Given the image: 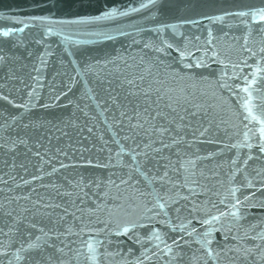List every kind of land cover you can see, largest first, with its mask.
Returning <instances> with one entry per match:
<instances>
[{
    "label": "water",
    "instance_id": "water-1",
    "mask_svg": "<svg viewBox=\"0 0 264 264\" xmlns=\"http://www.w3.org/2000/svg\"><path fill=\"white\" fill-rule=\"evenodd\" d=\"M258 2L259 0H185V3L194 6L195 12H202L209 16L217 14L220 9L234 10L232 6L236 4H258ZM140 3L147 4V0H0V31L14 29L9 32L8 37L0 35V49H2L0 54L6 56V61L0 63V92L9 95V99H12L15 104L25 103V90L18 80L8 79L9 73H14L27 83V73L33 60L39 59L41 52L52 53L51 56L44 57L48 61V68L42 70L46 76L41 81L44 88L37 89L40 99L30 105L27 111L15 108L6 101L0 100V145L5 142L10 144L15 138L27 136L28 146L33 151L37 150L35 148L37 142L47 150L46 153L43 149L41 150V155L46 161L43 164V172L48 173L53 167L57 168V171L52 175H41L36 171L41 167L39 158L33 157L24 145H17V148L11 151L0 147V181H7L6 184L0 183V203H3L6 198H14L17 194L27 193L31 188L33 200L42 196L45 202L62 205L61 208L49 210L53 213L52 219L57 218V213L62 215L63 207H69L74 201L76 206L85 210L83 216L85 222L91 221V226L94 228L103 227L102 224H96V219H106V212L88 216L87 209L94 207L101 200L107 204L122 203L121 201L114 202L111 199L115 192L114 189L109 192L108 197L100 196V193L106 190L107 186L104 184L106 180L111 178L119 183L116 177L129 171L127 168L121 169L118 165L107 168L96 166L97 161L101 164L117 163L115 157L112 161H108L109 153L106 149L98 150L104 148L100 141L101 135L105 140L111 139V131L107 129L105 118L113 116L119 118L118 113L114 111L115 106L111 105L107 99L105 89L111 91L110 88H107L108 81L119 84L121 80L132 79L140 92L136 98L130 99H138L141 107L147 106L144 101L145 95L150 98L153 104L158 103L166 111H170L166 106L173 101L179 102L181 107L195 103L207 109L208 118L213 121L212 133L214 135L210 134L196 140L191 136L192 130L187 129L189 135L186 136V142L180 145L181 153H176L175 148L165 150L166 154L169 151L172 153L171 158L174 162H178L180 156L185 152L201 157L195 161L194 169L188 168V173L194 171L195 178L201 184L209 187L211 192L199 196L198 199L189 197V201L203 209V212L196 215L198 217L204 216L205 213L215 215V210L210 209V205L205 203L206 200L216 204L221 212H225V216L220 219L219 223L210 221L208 225L200 226L194 220L193 225L197 227V232L212 230L215 241L213 248L223 247L225 244L230 248L233 246L251 247L253 244L264 248V240L253 239V237L264 236V188L261 187L264 184V159L249 160L247 165L238 172L232 169L230 163H227L232 157H239V161L242 163L244 153L258 155L255 148L241 147L229 150L225 147L243 139L242 135H238L243 132L242 116L239 114L242 110L235 98L229 97V93L219 87L222 83H232L231 80L220 76L221 70L227 71L231 75V65L209 64L207 68L188 69L183 64L175 62L178 53L174 49L165 53L156 52L151 47L145 48V43L155 39V33L149 31L154 26L150 17H156L160 22L168 24L176 23V21L167 13L159 14L154 8L141 9L139 8ZM112 8L125 14L101 16V13ZM130 8H135L137 11L133 12ZM42 16L47 19H33V17ZM187 16L199 20V28L188 25L178 26L179 32L199 34L203 29L206 34L208 21L194 13H188ZM91 17L101 18L90 19ZM228 23L230 21L225 20V24ZM211 27L214 33L219 36L220 24L216 22ZM49 28L51 32L46 31ZM234 31L236 35H239V30ZM232 35L233 33H229V36ZM38 40L41 43L37 44ZM239 43H243V41L234 45L231 39L221 38V51L228 59L236 61L237 55L235 53L229 55V50L238 47ZM29 52L32 53L31 56L28 55ZM193 55L198 54L194 52ZM191 62V58H188V63ZM249 63L252 61L250 60ZM54 72L59 75L53 76ZM201 76L207 77V79L202 80ZM138 77H143V80ZM239 82L243 83V81ZM127 88L128 86L125 85L123 89H117L118 92H121L120 100H123ZM89 89L91 91H88ZM61 92L64 95H60ZM93 93L95 96L88 99L87 97L93 96ZM112 94L115 95V93ZM57 96L59 99H56ZM225 98H228L230 103H226ZM99 101H103V103H98ZM104 108H109V111L104 112ZM85 113L87 114L85 115ZM200 115L203 116L204 112L202 111ZM13 116L16 117L15 120L12 119ZM244 123L247 122L244 121ZM25 124H28L29 127L25 128ZM216 124L220 125L221 131L216 130ZM33 125H39V127ZM85 125L92 128L91 134L88 133ZM112 130H116V126ZM62 133H66V135H62ZM120 135H124V133H120ZM209 139H218L220 143L203 142ZM137 140L147 142L146 137L138 136ZM188 140L192 141L191 147L187 145ZM121 143H124L126 148L128 147V142L121 141ZM81 145L88 151L81 152ZM72 146H75V151ZM109 147H112L113 153L116 152L114 145H109ZM57 148L66 151L67 156H60L56 153ZM209 152L214 155L204 159L203 157L207 156ZM122 155L128 163H131L126 152ZM53 156L55 159H51V162L47 163ZM81 156L84 159H81ZM188 158L191 159V156ZM89 159H91V163H89ZM61 162L67 167L59 168L58 165ZM21 163L27 168V172L19 167ZM11 165L16 166L10 167ZM237 167H240L239 163ZM201 172L204 173L203 176L200 175ZM212 172H216V175H211ZM32 175L40 178L32 181L30 178ZM170 175H173L174 179L179 176L182 180L185 173L181 171L172 174L170 172ZM21 178L29 180V184H21ZM89 181L93 183L89 184ZM248 182L254 187L248 186ZM96 183L101 185L99 189L94 187ZM51 184L57 185V188L41 187V185ZM138 186L143 190V184ZM156 187H159V182ZM80 188H83L84 191L80 192ZM121 190L124 191L125 186L121 185ZM196 191L199 193L202 189ZM57 192H67L70 195H57ZM229 192H235V195L242 201V206H237L235 215L231 214L232 209L225 211L227 204L234 203ZM84 193H87V196ZM181 193L187 195V189L181 188ZM125 194L129 197L134 195L130 191ZM245 197H247L246 200ZM221 198L225 199L224 204H220ZM17 203L13 199L11 206L16 207ZM132 203L134 201L131 199L123 202L124 211L129 215L121 214L122 219L136 221V217L140 216L142 209L131 207ZM184 203L186 202L183 200L179 202L180 205ZM23 206H27V202H24ZM177 206L170 205V208ZM69 211L71 212L72 209L69 208ZM153 211L161 210L157 208ZM76 215L81 216V213L77 212ZM169 217L172 218L173 223L177 224L182 223L184 219H190L183 209L178 215L169 210ZM156 219L166 218L160 216ZM136 222L143 225L138 229L141 236L146 237L152 227L158 230H167L158 223L149 224L143 218ZM5 223L2 214H0V228L6 232ZM64 223L71 226L78 222L73 221L72 216L69 215L65 217L64 222L57 223L55 227L62 231ZM221 224L225 229L223 233L215 231ZM45 225L46 230L53 227L47 221H43L38 226ZM228 229H231V235H229ZM132 232L133 230L130 229L129 234ZM90 235L95 236L96 234L93 232ZM169 235L174 238L171 231H169ZM232 235H235L237 240H232ZM226 236L227 239H225ZM240 237L246 239H240ZM84 238L86 237H81V239ZM99 238L104 245L98 250L101 253L98 258L100 264H136L137 258L141 260L142 264H165V261L172 255L168 253L161 256L157 248L163 249L164 244L155 239H145L141 246V244L130 240L128 236H116L115 233ZM68 239H76V237ZM161 239L165 238L161 235ZM185 239H189V237L185 236ZM192 239L195 240L196 237H192ZM11 240H14L11 234L8 237L0 234V245ZM166 242L171 244V240H166ZM75 247L79 249L78 244ZM143 249L149 250L147 260L141 255ZM81 251L83 250L81 249ZM203 251V248L195 243H192L190 247L184 246L185 264H205V261L207 264H216L214 260H208L205 255H202ZM151 253H156V256L153 257ZM193 254L197 257L195 262L192 260ZM221 255L220 264H230V262H234V264H264V261L257 255L256 249H253L247 257L243 253L234 255L227 250ZM10 256L11 252L8 253V256H0V260L3 261V264H8Z\"/></svg>",
    "mask_w": 264,
    "mask_h": 264
},
{
    "label": "snow or ice",
    "instance_id": "snow-or-ice-1",
    "mask_svg": "<svg viewBox=\"0 0 264 264\" xmlns=\"http://www.w3.org/2000/svg\"><path fill=\"white\" fill-rule=\"evenodd\" d=\"M146 7L156 9L161 15L165 13L169 14L175 19L176 23H163L156 17H150L154 26L149 31L155 33V39L145 43V48L151 47L156 52L165 53L168 50L174 49L178 53V58L175 62L183 64L188 69L193 67L207 68L209 64L231 65V75L227 71L221 70L220 76L231 80L232 83H222L219 87L226 90L229 93V97L235 98L236 103L242 110L239 114L242 116L243 132L238 133V135H242L243 139L228 144L225 147L229 150L241 147H247L248 149L255 148L258 155L253 156L249 153H244L242 163L239 161V157H232L227 163H230L232 169L238 172L247 165L249 160L264 159V0H259L258 4H236L232 6L234 10L226 11L220 9L217 11V14L210 16L202 12H195L194 6L190 3H185V0H159V2L157 0H147V4L140 3L139 5L141 9ZM130 10L133 12L137 11L135 8H130ZM188 13H194V15L201 19L208 21L206 34L203 29L200 30L199 34L192 32L185 34L178 31V26L183 27L188 25L199 28V20L188 18ZM113 14L124 15L125 13L112 8L101 13V16ZM100 18L91 17L90 19ZM33 19L44 20L47 17H33ZM225 20H229L230 23L225 24ZM216 22L221 26L219 36L214 33L211 27ZM234 30H239V35H236ZM11 31H14V29L0 31V35L8 37ZM46 31L51 32V29L49 28ZM229 33H233V35L229 36ZM221 38L231 39L234 45L241 40L243 41V43L238 44V47L229 50V55L232 53L237 55L238 59L236 61L228 59L221 51ZM201 41L203 42L201 43ZM36 43L39 44L41 41L38 40ZM0 52H2V49H0ZM194 52L198 55H193ZM28 55L31 56L32 53L29 52ZM39 55L40 58L33 60L32 66L27 73V83H25L23 78L16 76L14 73L10 72L8 75V79L18 80L22 85L26 92L25 103L15 104L12 99H9V95L2 92H0V100L6 101L15 108L27 111L30 105L40 99L37 89L44 88V84L41 81L46 76L42 70L48 68V61L44 57L51 56L52 53L41 52ZM188 58H191V63H188ZM250 60L252 63H249ZM5 61L6 56L0 54V63ZM56 75H59V73L54 72L53 76ZM138 78L143 80V77ZM200 79H207V77L201 76ZM239 81H243V83ZM101 83L103 84V81ZM125 85L128 88L124 93L123 100H120L121 92H118L117 89H123ZM107 88L111 89V91L105 89L107 99L111 102V105L115 106L114 111L118 113L119 118H116V116L105 118L107 129L111 131V139L105 140L103 135H101L100 141L104 145V148L98 150L104 151L106 149L109 153L108 161H112L113 157H115L117 163L101 164L97 161L96 166L107 168L118 165L121 169L127 168L129 170L123 173L122 176L116 177L119 183H116L111 178L106 180L104 182L107 186L106 190L100 193V196L108 197L109 192L114 189L115 192L111 196V199L114 202L121 201L122 203L107 204L104 200H101L94 207L88 208V216L106 212V219H96V224H102L103 227L94 228L91 226V221L85 222L83 219L85 210L76 206L74 201L69 207H63L62 215L57 213V218L52 219L53 213L49 210L61 208L62 205L60 203L45 202L42 196H38L37 199L33 200V190L31 188L27 193L17 194L14 198H6L3 203H0V214H2L6 222L4 227L7 228V231L5 232L3 228H0V234L6 237L11 234L14 240L0 245V256H8V253L11 252L8 264H100L98 258L101 253L98 250L104 245L99 237H107L115 233L116 236H128L130 240H133L136 244H141V246L142 241L145 239H155L159 243L164 244L163 249L157 248L160 255L172 254L165 261V264H185L184 257L186 253L184 252V246L190 247L192 243L200 245L204 250L202 255H205L208 260H214L216 264H220L221 254L225 253V250L232 252L234 255L243 253L247 257L252 253L253 249H256L257 255L264 261V248H260L255 244L251 247L233 246L231 248L225 244L223 247L217 246V248H213L215 241L212 236V230L197 232V227L193 225L194 220L200 226L208 225L210 221L212 223H219L220 219L225 216V212H221L216 207V204L206 200L205 203L210 205V209L215 210V215L205 213L204 216L198 217L196 214L203 212V209L196 203L189 201V197L198 199L199 196L211 192V189L201 184L195 178L196 173L194 171L189 174L188 168L194 169L196 167L195 161L201 159V157L185 152L180 156L178 162H174L171 158L172 153L169 151L166 154L165 150L173 148L176 149V153H181L180 145L186 142V136L189 135L186 131L187 129L192 130L191 136L196 140H200V138L210 134L214 135L212 133L213 121L208 118L207 109L195 103L188 104L187 107H181L179 102L173 101L166 106L170 111H166L158 103L153 104L147 95L144 96L147 106L141 107L138 99H130L136 98L140 92V89L132 79L121 80L119 84L108 81ZM17 91H20V89H17ZM88 91H91V89ZM112 93H115V95ZM60 95H64V93L61 92ZM94 96L95 93H93V96L87 98L92 99ZM56 99H59V96ZM157 99L159 100V97ZM225 102L230 103V100L225 98ZM98 103H103V101H99ZM85 108H87V105H85ZM103 111L107 112L109 108H104ZM202 111L204 112L203 116L200 115ZM12 119L15 120L16 117L13 116ZM244 121L247 123H244ZM249 125H252V127H249ZM33 126L39 127V125ZM85 126L88 133L91 134L92 128L87 125ZM114 126H116V130L113 131ZM24 127L28 128L29 125L25 124ZM215 128L217 131H221L219 124H216ZM81 131H83V128H81ZM120 133H124V135H120ZM62 135H66V133H62ZM138 136L146 137L147 142L145 143L143 140L138 141ZM121 141L128 142V147L126 148L125 144L121 143ZM203 142L219 144L220 140L209 139ZM28 144V138L25 136L24 138L18 137L13 139L10 144L5 142L0 147L11 151L16 149L17 145H24L33 157L39 158L41 167L36 169L37 172L41 175H52L55 173L57 171L56 167H53L48 173H44L42 170L43 164L46 163L44 156L41 155L43 145L37 142L35 144L37 150L33 151ZM109 145L116 147L115 153H113V149ZM187 145L191 147L192 141L188 140ZM72 147L73 151H75V146ZM43 150L45 153L47 152L46 149ZM55 151L60 156H67V152L60 148H57ZM80 151L84 152L88 151V149H85L81 145ZM125 152L128 154L131 163H128L122 155ZM213 155L214 153L209 152L203 158L207 159ZM189 156H191V159L188 158ZM80 158L84 159L83 156ZM51 159H55V157H51L47 163H50ZM68 159H71V157H68ZM89 163H91V159H89ZM238 163L240 167H237ZM133 165L135 166L134 168ZM15 166L11 165L10 167ZM19 167L27 172V168H25L23 163ZM58 167L66 168L67 165L61 162ZM181 171L185 173L182 180L179 176L174 179L173 175H170V172L176 174ZM200 175L203 176L204 173L201 172ZM211 175L215 176L216 172H212ZM229 175L231 176V173ZM9 178L12 179L11 177ZM30 178L32 181H36L40 177L32 175ZM29 182V180L22 178L20 181L23 185H28ZM157 182H159V187H156ZM229 182L231 183V180ZM0 183L6 184L7 181H0ZM92 183V181H89V184ZM140 184H143V190L138 186ZM121 185L125 186L124 191L121 190ZM248 186L254 187L250 182H248ZM41 187L56 189L57 185H41ZM94 187L99 189L101 185L96 183ZM261 187L264 188V184ZM181 188L187 189V195H182ZM197 189H202V191L198 193ZM79 191L83 192L84 189L80 188ZM128 191L134 195L129 197L125 194ZM84 194L87 196V193ZM57 195H70V193L57 192ZM229 195L234 203L227 204L225 211L232 209L233 212L231 214L235 215L237 206H242V201L235 195V192H229ZM13 199L15 202H18L16 207L11 206ZM51 199L54 200V198ZM129 199L134 201L131 207L142 209L140 216L136 217V221L143 218L149 224L155 222L167 230H158L152 227L146 237L141 236L138 229L143 227V225L131 219L121 218V214L123 216L129 215L124 211L123 207V202ZM244 199L246 200L247 197ZM181 200L186 203L180 205L179 202ZM24 202H27V206H23ZM219 202L220 204H224L225 199L221 198ZM170 205L178 206L170 208ZM69 208L72 209L71 212ZM157 208L161 211H153V209ZM182 209L187 212V216L190 219H184L182 223L178 224L173 223L172 218L169 217V210L178 215ZM77 212L81 213V216H77ZM69 215L72 216L73 221H77L78 223L71 226L64 223L62 231L55 227L57 223L64 222L65 217ZM160 216L166 219L157 220L156 217ZM43 221H47L53 227L46 230V225L38 226ZM130 229L133 230L132 234H129ZM169 231L174 234V238L169 235ZM215 231L223 233L225 231L224 225L221 224ZM227 231L231 235V229ZM93 232H95V236L90 235ZM161 235L165 239H161ZM185 236L189 237V239H185ZM69 237H76V239H68ZM81 237L86 238L81 239ZM192 237H196V239L193 240ZM257 238L264 240V236L253 237L254 240ZM225 239H227V236ZM231 239L237 240V237L232 235ZM240 239L246 238L240 237ZM166 240H171V244L169 245ZM109 243H111L110 240ZM77 244L79 245V249L75 247ZM148 253V249H143L141 252L145 260L148 259ZM151 255L155 257L156 253H151ZM196 259L197 257L193 254V262ZM237 259H239L238 256ZM0 264H3L2 260H0ZM136 264H142L139 258L136 259ZM205 264H207V261H205ZM230 264H234V262H230Z\"/></svg>",
    "mask_w": 264,
    "mask_h": 264
}]
</instances>
